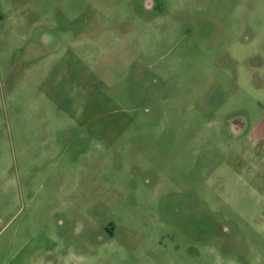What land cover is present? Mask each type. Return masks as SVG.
I'll list each match as a JSON object with an SVG mask.
<instances>
[{
    "label": "rangeland",
    "instance_id": "1",
    "mask_svg": "<svg viewBox=\"0 0 264 264\" xmlns=\"http://www.w3.org/2000/svg\"><path fill=\"white\" fill-rule=\"evenodd\" d=\"M142 3L0 0V264H264V0Z\"/></svg>",
    "mask_w": 264,
    "mask_h": 264
},
{
    "label": "flooded vegetation",
    "instance_id": "2",
    "mask_svg": "<svg viewBox=\"0 0 264 264\" xmlns=\"http://www.w3.org/2000/svg\"><path fill=\"white\" fill-rule=\"evenodd\" d=\"M142 6H143V9L144 10H151V11H158V7H157V0H143V3H142ZM158 14H162L160 13L159 11L157 12ZM157 15V14H156ZM234 129L237 131V132H240V127L239 126H235Z\"/></svg>",
    "mask_w": 264,
    "mask_h": 264
},
{
    "label": "crops",
    "instance_id": "3",
    "mask_svg": "<svg viewBox=\"0 0 264 264\" xmlns=\"http://www.w3.org/2000/svg\"><path fill=\"white\" fill-rule=\"evenodd\" d=\"M263 132H264V129H263ZM264 135V134H263ZM258 138H263V137H261V136H258Z\"/></svg>",
    "mask_w": 264,
    "mask_h": 264
}]
</instances>
